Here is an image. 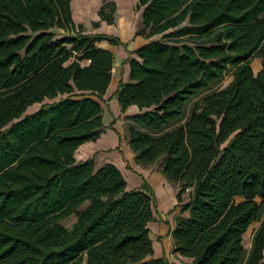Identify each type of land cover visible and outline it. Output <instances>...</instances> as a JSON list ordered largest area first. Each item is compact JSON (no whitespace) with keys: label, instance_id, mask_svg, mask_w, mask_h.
Listing matches in <instances>:
<instances>
[{"label":"trees","instance_id":"16d2710c","mask_svg":"<svg viewBox=\"0 0 264 264\" xmlns=\"http://www.w3.org/2000/svg\"><path fill=\"white\" fill-rule=\"evenodd\" d=\"M115 8L104 1L92 25L114 22ZM139 8L148 40L115 93L121 109L139 107L127 117L136 162L158 163L188 211L175 216L173 251L185 264H264V0ZM84 31L70 0H0V264H169L152 256L146 179L127 189L114 163L74 156L105 127L113 52L97 42L121 43Z\"/></svg>","mask_w":264,"mask_h":264},{"label":"crops","instance_id":"0c3cea01","mask_svg":"<svg viewBox=\"0 0 264 264\" xmlns=\"http://www.w3.org/2000/svg\"><path fill=\"white\" fill-rule=\"evenodd\" d=\"M104 1L109 0H70L72 19L75 23H83L84 33L109 34L118 37L121 41L117 44L110 43L106 39L97 42L98 46L108 48L113 52L111 78L102 94L101 101L102 121L105 127L96 139L82 142L75 150L74 156L76 160L92 157L96 166L104 162L114 163L125 176L127 189L139 188L143 179H146L155 197L154 215L171 216L169 223L159 225L156 223L154 226V229L160 231L159 235L163 234V236L159 239H152V256L164 255L169 264H185L190 259L173 251L171 230L174 227L175 216L178 214L185 216L188 211H182L177 205L179 203L176 198L178 188L162 175L159 167L136 162L135 153L127 139V124L130 121L127 117L138 112L139 107L130 104L124 110L121 109L115 93L120 79L129 81V57L138 58L134 49L148 40L137 33L141 26V8L135 9L134 6L133 9L132 5L137 0L130 5L123 4V0H114L116 6L114 22L107 23L105 20H100L97 26H93L92 21L99 20L97 9ZM252 66L257 71L261 66L260 58H254ZM187 201L188 198L185 202ZM69 217L71 221L68 226L75 221L74 214ZM154 220L149 221V227H152ZM258 224L259 221H254L243 233V245L247 252L251 245L252 232ZM81 264H85V260Z\"/></svg>","mask_w":264,"mask_h":264},{"label":"rangeland","instance_id":"374dc122","mask_svg":"<svg viewBox=\"0 0 264 264\" xmlns=\"http://www.w3.org/2000/svg\"><path fill=\"white\" fill-rule=\"evenodd\" d=\"M120 1V0H119ZM134 0H123V4L125 5H130L133 3ZM136 2V1H135ZM135 2L133 3L132 7L134 9L135 6ZM55 32L58 35H64L65 32L62 29H58V28H54ZM158 37V36H156ZM231 79V75H230V71H227L223 77V79L220 82V85H225L226 83H228V81ZM58 97L54 98L57 99ZM50 99H45V101H49ZM39 106V103H34L30 106L27 107L26 112H31L33 110H35L37 107ZM153 166H157L158 167V163L154 164ZM178 188V187H177ZM187 190L182 194V201L181 203L185 202L187 200ZM155 216V220H154V224L152 225V227L150 228V236L152 237V239H159L161 236H163V234L159 235L160 231L157 229H154L155 224L157 223L159 224H164V223H169L171 220V216L170 215H154ZM71 221V217H67L65 219L62 220V223L66 226H68L70 224Z\"/></svg>","mask_w":264,"mask_h":264}]
</instances>
